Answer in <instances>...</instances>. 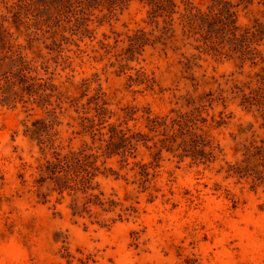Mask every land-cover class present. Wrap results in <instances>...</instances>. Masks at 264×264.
<instances>
[{"label": "rangeland", "instance_id": "1", "mask_svg": "<svg viewBox=\"0 0 264 264\" xmlns=\"http://www.w3.org/2000/svg\"><path fill=\"white\" fill-rule=\"evenodd\" d=\"M222 1L230 4L237 29L264 30V0ZM193 3L207 10L211 2ZM106 5L0 0V82L16 74L21 56L36 67L31 81L54 85L64 99L51 96L41 105L24 94L0 105V264H264V170L241 161L245 145L264 142V111L246 102L264 70V39L251 43V60L241 59L229 42L221 43V22L187 29L178 14L164 22L137 0L111 11ZM136 32L144 36L135 38ZM7 47L13 53H5ZM137 76L150 88L129 81ZM82 78L95 82L79 98ZM98 87L114 113L109 121L130 106L138 108L137 117L145 109L167 123L189 117L190 130L211 145L210 161L179 160L164 148L158 153L163 145L176 147L180 138L169 139L176 130L148 133L150 148L138 147L135 159L149 166L148 179L138 167L131 170V162L119 168L116 158L101 163L100 157V169L113 172L96 176L92 193H101L103 207L112 200L111 210L90 206L72 216L70 195L32 185L42 157L36 141L46 136L30 132L31 140L23 130L53 121L54 146L76 149L89 139L76 133L77 113L68 101L84 103ZM235 163L250 175H227Z\"/></svg>", "mask_w": 264, "mask_h": 264}, {"label": "trees", "instance_id": "2", "mask_svg": "<svg viewBox=\"0 0 264 264\" xmlns=\"http://www.w3.org/2000/svg\"><path fill=\"white\" fill-rule=\"evenodd\" d=\"M129 1L131 0H106V8L111 11L117 6L119 7V4H125ZM137 1L148 6L150 17L161 18L164 22L171 20L173 15L178 14L183 28L190 29L200 23L211 25L215 22L217 24L221 22V43L229 42L230 50L238 53L241 59L251 60L252 58L248 57L251 43L257 44L264 39L263 29L261 31L251 30L250 28L239 30L235 27L232 23L233 12L230 10V4L227 1L209 0L211 3L206 7L207 10H203L197 4H194V0ZM240 1L251 3L253 0ZM237 31H239L238 35ZM134 35L135 38L143 37L144 32H140V34L136 32ZM135 44L136 40L129 41L130 47ZM138 44L144 45L146 43ZM7 48L5 53L8 51L13 53L10 47ZM77 50L80 52V49ZM16 59V74L13 77L5 75L2 83L0 82V105L6 104L4 101L6 97L8 102L21 101L24 94L37 98L41 105L47 104L51 96H54L58 103L64 102L62 93H54V90H56L54 85L43 87L44 85L40 82L36 81V84H34L31 81L33 78L30 77V72L36 70L35 66H31L29 61L21 56H17ZM138 75L143 76L144 74L139 73ZM129 81L132 84H144L146 88H150L146 77H129ZM92 82H95L93 78H82L79 81V98L86 95V91ZM47 90L49 91L47 92ZM103 97L104 92L98 87L95 89L94 94L86 98L84 103L78 105V98L68 101V107H72L77 113L76 119L78 120L79 131L76 133L80 136H87L89 139L88 141H82L76 149L69 148L63 152L62 147L54 146V135L56 133L52 131L53 121L37 120L34 122V128L29 129L27 127L23 130V135L28 136L31 140L33 137L29 135L30 132L43 133L46 136L44 139L36 141L42 152V157L36 158L37 164L33 167L34 170L31 173V176H33L32 185H47L49 191H56L61 195L66 192L70 195L72 199L69 208L72 216H83L84 213L88 212L90 206L101 207L103 211L111 210L112 200H109L108 207H103L104 202L99 196L101 193H92L95 187L91 185V181L99 174L107 175L108 172H113L111 168L100 169L98 164L100 157H102L101 163L116 158L119 168L129 165L131 162L130 169H134V166L138 167V175L143 178V181L148 179L149 166L135 160L138 147L150 148L148 142L151 137L148 136V133H155L159 129L165 130L167 128L176 130L178 133L169 137L172 142H176V139L180 138V141L176 142V147L173 149L163 145L158 153L164 148V150L178 157L179 160L190 158L193 163L210 161L211 145L199 134L190 130L189 122L191 121L189 117L182 121L171 120L170 123H167L164 117L151 115L150 111L145 109L137 117L138 108L130 106L121 108V114H116V119L109 121L114 113L112 114L107 110V102ZM246 102L249 106H255L257 109L264 111V70L262 74H258L256 89L253 90ZM139 119H141V125L137 126L136 122ZM131 122L132 125H129ZM161 134L164 136L161 141L164 142L167 140L165 139L166 135ZM261 142L260 145H256L254 141L245 145L241 153L243 155L241 161H255L257 166H261L264 170V142ZM45 147L48 150L52 148V150L49 152L44 151ZM207 147L210 150H206ZM30 167L32 166L30 165ZM229 167L230 171H227V175L233 174L237 177L250 175L247 166L235 163ZM17 176L20 178V182H25L23 173H18ZM262 180L264 181V176ZM79 197L81 200H79ZM78 260L80 264H87V260Z\"/></svg>", "mask_w": 264, "mask_h": 264}]
</instances>
